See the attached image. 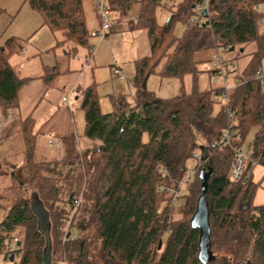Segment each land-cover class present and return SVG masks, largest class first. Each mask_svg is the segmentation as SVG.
Wrapping results in <instances>:
<instances>
[{
    "label": "trees",
    "instance_id": "1",
    "mask_svg": "<svg viewBox=\"0 0 264 264\" xmlns=\"http://www.w3.org/2000/svg\"><path fill=\"white\" fill-rule=\"evenodd\" d=\"M111 1L108 6L133 10L132 28L145 30L150 39L149 53L134 61L133 102L127 109L116 104L104 112L95 85L78 94L85 120L83 135L90 143L78 150L77 137L64 138L63 144L67 141L73 147L71 156L45 163L29 158L10 174L34 198L20 197L14 205H4L0 254L10 260L9 242L18 235L20 255L13 262L43 264L46 236L39 231L32 209L37 198L49 212L51 264L64 260L68 264H264V204L254 203L258 184L252 178L245 184L231 179L234 148L246 145L254 156L264 157V78L258 77L264 59L260 23L264 11L258 6L264 0H210L209 15L197 16L204 21L201 27L189 21L199 0ZM24 3L40 14L53 33L62 34L56 46L68 42L92 46L84 0ZM160 8L171 11L165 22L158 19ZM178 21L185 24L181 35L176 33ZM215 40L227 46L225 54L234 52L224 56L227 75H232L231 119L221 100L224 86H212L213 71L207 66ZM251 44L254 49L248 61L238 68L236 59ZM24 48L15 36L0 43V109L4 113L18 105L19 91L27 82L10 63ZM151 74L178 79L179 92L171 98L158 96L147 87ZM204 76L208 85H202ZM227 125L238 132L231 146L220 149ZM195 152L204 163L186 193L178 197L177 202L184 198V204L171 205L165 190L158 187H173L189 168H196L190 163ZM209 167L210 227L207 254L200 255L201 231L192 218L203 193L201 171ZM68 233L75 238L66 239ZM62 243L65 251L61 253Z\"/></svg>",
    "mask_w": 264,
    "mask_h": 264
},
{
    "label": "rangeland",
    "instance_id": "2",
    "mask_svg": "<svg viewBox=\"0 0 264 264\" xmlns=\"http://www.w3.org/2000/svg\"><path fill=\"white\" fill-rule=\"evenodd\" d=\"M0 7L5 8V11L0 12V37L4 40L16 35V33L21 36L20 39L27 48L26 54H24L27 66L25 64L18 66H20L21 76L28 77L27 82L19 91L18 105L10 108L5 113L0 109V121H4V123L8 122L5 128V135H2L3 137L0 140L1 221L5 216L4 205L10 207L20 197L34 198L31 190H24V188L20 187V183L14 180L10 175L11 173L17 171L20 166L25 165L26 160L29 158L38 163L52 162L58 159L60 155L62 156L64 152L63 157L59 159H66L74 151L70 142L66 141V143L56 146L50 145V141L57 143L61 139H64V137L73 135L79 140V145L75 144V148L78 150L84 148L85 143H90L83 135L84 114L76 99V96L80 93V88L71 89L72 85L77 80L80 85L86 82V78H89L88 81H90L95 71L96 77L93 85H95L101 109L104 112L113 109V99L117 96L115 93L124 91L126 94L131 95L134 70L133 58L137 55L144 56L149 52L150 39L145 30L128 28L124 31L122 26L130 25L131 22L129 21L121 23L122 26L114 24L111 18L116 13V10L109 4V17L112 30L116 28V31H111L112 34L109 33L107 37L115 35V43L109 42L108 44L106 42L107 37L102 40L92 37L90 41L95 44L93 53L90 54L87 47L77 46V53L73 54L70 58H66L63 54V48L60 46L54 50V53L46 52L45 49L50 47L49 44L53 40L54 35L61 40L62 34L60 32L53 33L49 28L42 27L43 20L40 14L33 10L28 3H24V0H0ZM83 8L90 31L99 29L101 21L94 7L93 0H84ZM157 16L160 22H165L171 16V11L170 9L160 8L158 9ZM184 29L185 24L178 21L176 23V33L181 35ZM123 34L125 37L120 36ZM109 45H111V49ZM67 47H64V49ZM253 49V44L248 45L246 52L236 59L238 68L246 64L249 59L248 53ZM102 51L106 53L105 58L103 57L105 61L100 59ZM95 55L96 60L93 62ZM112 55L119 66L122 67L121 73L125 76V80H121L112 72L113 69L108 64L106 65L105 62L108 59L115 62L111 59ZM233 55L234 52L225 54L226 57ZM21 57V54L14 55L13 64H18L17 62L22 60ZM51 64H58V71L61 74H58L56 82L59 85L53 86L54 84H49L48 86L42 80V75L46 72V66ZM101 65L103 66L100 67L101 70L96 69ZM65 70H70V73H65ZM261 73L264 76V59L261 65ZM201 81L202 85H208L209 83L207 76L202 77ZM227 82L229 85L232 84V75H227ZM220 84V82H213L212 86H219ZM185 85L186 88L190 87L189 77L186 78ZM147 87L154 90L162 98H171L179 92V81L176 78L162 79L157 74H151L147 79ZM64 94L70 96L71 106L62 101ZM125 96L127 97V95ZM127 101L132 103L133 98ZM127 101L120 100L117 105L127 109L129 106ZM6 114L13 115L11 123H9L10 120ZM30 115H36V124L27 118ZM27 119L29 121H26ZM253 137L254 131L248 136L247 142H251ZM190 163L192 164L191 166H195L197 160L194 158ZM253 181L258 184L254 203L256 205L264 204V165H258L254 168ZM185 193L186 190L183 194ZM184 202V198L180 199L176 204L177 207L183 205ZM18 238L19 236L17 235L10 239V242L14 240L11 250H18L16 246ZM62 245L59 251L61 253L65 251L64 244L62 243ZM61 253H58L59 260L62 258ZM18 257L16 256V259ZM63 262H67L68 264L66 260ZM0 264L16 263L8 261L5 255L0 254Z\"/></svg>",
    "mask_w": 264,
    "mask_h": 264
},
{
    "label": "built area",
    "instance_id": "3",
    "mask_svg": "<svg viewBox=\"0 0 264 264\" xmlns=\"http://www.w3.org/2000/svg\"><path fill=\"white\" fill-rule=\"evenodd\" d=\"M109 0H93L94 7L97 11L98 17L101 21L100 28L91 32L92 37L99 38L100 40L107 37V35L112 31L111 20L109 17ZM209 4L210 0H199L194 4L195 15L189 18L190 23L201 27L203 25V20L198 16L199 15H209ZM260 7L264 11V3L260 4ZM260 23L264 27V14L260 18ZM91 53L95 50V44L90 47ZM227 50V46L223 45L220 41H214V49L212 53V58L210 63L207 65L209 69L213 71L212 81L220 82L224 86V92L221 95V100L226 107V111L228 113V119H231L232 113L229 111V95L228 90L230 85L227 82V70L224 66V56ZM115 74L120 78L124 79V75L121 73V70L117 67L114 70ZM260 78H264L263 74L260 73L258 75ZM63 101L70 104V96H65ZM12 115H9V119ZM8 122L4 123V121H0V140L2 138L3 132L7 127ZM238 130H234L230 125H227L222 132L220 138V149H224L225 147L231 146L232 138L237 135ZM63 140L61 139L57 143L50 141V145H62ZM234 155L231 164V179L234 181H242L244 184L248 182V180L253 176L254 168L258 165H264V157H256L252 154L251 150L245 145L241 148H234ZM194 158L197 160L196 168H189L183 177L176 183L173 187H164L159 185V190H165L166 194L170 197V204L173 205L177 202L178 197L181 196L186 186L193 182L194 176L198 168L202 167L204 163V158L201 154L195 152ZM162 174L165 175L166 169H161ZM71 236V237H70ZM75 238V234L68 233L67 239ZM10 246L14 245V240L9 242ZM14 254L15 256H19L20 252L14 251L9 252L7 255L11 257ZM61 264H67V262H62Z\"/></svg>",
    "mask_w": 264,
    "mask_h": 264
},
{
    "label": "crops",
    "instance_id": "4",
    "mask_svg": "<svg viewBox=\"0 0 264 264\" xmlns=\"http://www.w3.org/2000/svg\"><path fill=\"white\" fill-rule=\"evenodd\" d=\"M111 2H113V0L111 1ZM115 10H116V13L112 16V20H113V22H114V24L116 23V25H121V23H123L124 21H129V22H131V24L129 25L128 24V26H122V29L125 31V29H128V28H132V24H133V20L135 19V15H134V11L133 10H127L126 8H122V7H113ZM2 11H5V8H1L0 7V12H2ZM42 27H46V28H48L46 25H44L43 23H42ZM133 30H135L134 28H132ZM112 31H116V28H114ZM111 33V32H110ZM112 34V33H111ZM15 37H18V38H21V36H19L18 35V33H16V35H14ZM110 37H107V40H106V42L109 44V42H111V43H115V35H109ZM121 37H125V35L123 34V35H120ZM60 38L58 37L57 38V36L56 35H54V38H53V40H51V42H50V44H49V46L50 47H47V49H45L46 50V52H48V53H54L55 51V49L57 48V47H62L63 48V54L65 55V57L67 58H70L71 56H73V54H76L77 53V46H75L73 43H66V44H61V45H57L56 46V44H57V42L58 41H61V40H59ZM1 41H0V43L3 41L2 40V38L0 39ZM5 40V39H4ZM121 42V41H120ZM107 43H105V44H107ZM92 45H94L93 43H92ZM66 46H68L67 48H65L64 49V47H66ZM114 46V45H113ZM112 46V47H113ZM109 47H110V49H111V45H109ZM73 48V49H72ZM105 48H107V47H105ZM26 47L23 49V51L22 52H20V53H18V54H21V58H22V60H19L17 63L18 64H13V57H14V55L10 58V63L12 64V66L14 67V69H15V71H16V73L20 76V77H23V76H21V74H20V66H21V64H25L26 66H27V62H26V59H25V57H24V54H26L25 53V51H26ZM88 49H89V52H90V54H91V50H90V47H88ZM149 52H147V54H148ZM147 54H145V55H147ZM16 55V54H15ZM98 55V54H97ZM105 55H106V53L104 52V51H102L101 52V54H100V59L101 60H103V61H105L104 60V58H105ZM144 55V56H145ZM144 56H141V55H137V56H134V58H133V61H135L136 59H138V58H141V57H144ZM104 57V58H103ZM107 58V57H106ZM111 59H113V61H115V58H114V56L112 55V58ZM95 60H96V55H95V58H93V62H95ZM90 61V60H89ZM88 61V62H89ZM132 61V62H133ZM106 65L108 64V66H110L111 67V69H113L112 70V72L115 74V72H114V70L118 67L121 71H122V67L121 66H119V64H118V62H112L111 60H107L106 62ZM18 65H20V66H18ZM58 65V64H57ZM56 64H54V65H47L46 66V72L42 75V77H43V81L45 82V85H48L49 86V84H54L53 86H55V85H57L58 83L56 82V80H58V74H61L59 71H58V66H57ZM98 65V64H97ZM90 66V65H89ZM99 68H96V69H98V70H101V68L100 67H103L102 65L101 66H98ZM116 67V68H115ZM70 73V70H65V73ZM116 75V74H115ZM133 75H134V70H133ZM116 76H118V75H116ZM95 77H96V73H95V71H94V75L90 78V81H88L89 80V78H86L87 80H86V82L84 83V84H82V85H80L79 84V81L77 80L73 85H72V88L71 89H75V88H80V91L79 92H81V91H83L84 89H86V88H88L89 86H91V85H93V83L95 82ZM119 77V76H118ZM125 77V76H124ZM23 78H27L28 79V77H23ZM120 78V77H119ZM121 80H125V78L124 79H122V78H120ZM60 80V79H59ZM59 85V84H58ZM154 91V90H153ZM115 95H117V96H115V98L113 99L114 100V105H113V107L115 108L116 107V104L118 103V101H120V100H122V101H127V100H129V99H132L133 98V95H134V85H133V82H132V86H131V95H128V94H126L124 91H119L118 93H115ZM125 95H127V97L125 96ZM66 96V94H64L63 96H62V101H63V98ZM76 99L78 100V103H79V107H80V105H81V100H80V97H79V95H77L76 96ZM64 102V101H63ZM127 104L129 105L130 104V102L129 101H127ZM70 106H71V103H70ZM121 107V106H120ZM113 108V109H114ZM121 108H123V107H121ZM113 109H111V110H109V111H112ZM125 109V108H124ZM82 110V109H81ZM109 111H107V112H109ZM52 113H54V112H52ZM71 114H72V110H71ZM84 114V113H83ZM8 117H9V115H8ZM29 117H32V122H34L35 124L37 123V117H36V115L35 116H33V115H30ZM52 117V116H51ZM28 118V117H27ZM9 119V118H8ZM12 119H13V115H12V117L9 119L10 121H9V123H11L12 122ZM59 127V126H58ZM84 127H85V120H84ZM84 132V131H83ZM66 137H69V136H66ZM66 137H64V138H66ZM63 153V152H62ZM65 154V152L62 154V156L60 155V157H63V155ZM60 157H58V159L60 158ZM252 178V180H253V176L251 177Z\"/></svg>",
    "mask_w": 264,
    "mask_h": 264
},
{
    "label": "water",
    "instance_id": "5",
    "mask_svg": "<svg viewBox=\"0 0 264 264\" xmlns=\"http://www.w3.org/2000/svg\"><path fill=\"white\" fill-rule=\"evenodd\" d=\"M212 169H203L201 171L202 178V190L203 193L200 196L197 204V210L192 218V224L195 227H199L201 231V253L207 254L208 236H209V210L207 204V189H208V178L211 174ZM14 175V173H12ZM32 209L34 214L38 218V229L46 236V247L43 252V264H51V237H50V220L49 212L44 207L43 203L37 198L32 202ZM20 242H18V245ZM161 247V243L159 244ZM204 251V252H203ZM14 260V254L11 255L10 261Z\"/></svg>",
    "mask_w": 264,
    "mask_h": 264
}]
</instances>
